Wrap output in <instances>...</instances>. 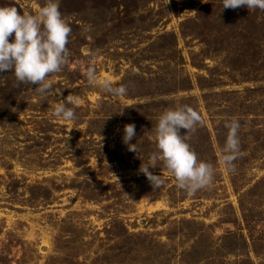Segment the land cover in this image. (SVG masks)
I'll list each match as a JSON object with an SVG mask.
<instances>
[{"label":"rangeland","instance_id":"1","mask_svg":"<svg viewBox=\"0 0 264 264\" xmlns=\"http://www.w3.org/2000/svg\"><path fill=\"white\" fill-rule=\"evenodd\" d=\"M59 11L71 31L47 77L54 94L0 73V264H264V11L221 0H59ZM89 64L126 93L89 85ZM68 95L76 118H55ZM178 105L202 115L187 143L214 169L192 193L161 161L149 169L160 188L138 171L157 117ZM233 117L229 171L218 157ZM129 123L136 152L122 142Z\"/></svg>","mask_w":264,"mask_h":264},{"label":"clouds","instance_id":"2","mask_svg":"<svg viewBox=\"0 0 264 264\" xmlns=\"http://www.w3.org/2000/svg\"><path fill=\"white\" fill-rule=\"evenodd\" d=\"M221 3L223 9L243 6L248 10L264 11V0H221ZM70 31L66 19L59 11V0H45L43 6L31 14L27 11L20 12L12 5L0 6V73L11 71L18 82L36 85L34 89L38 93L54 94L47 77L59 72L67 62L69 53L66 44ZM82 75L89 85L104 89L114 96L126 93L123 84L113 86L107 78L101 79L91 64L82 71ZM78 103V98L68 95L64 102L53 106L52 115L64 121L74 120V109L67 105ZM202 124V115L188 105L165 109L157 117L154 128L156 151L150 155L147 164L141 163L138 169L153 189L160 188L164 183L161 175L149 171L150 168H155L157 161H161L163 167L175 178L177 187L188 193L195 192L211 182L213 166L198 160L187 143V133ZM224 127L227 134L218 163L232 171L233 161L239 151V123L233 117L225 122ZM181 129L186 132L181 134ZM135 136V125H124L122 142L127 145L129 151L136 152L135 144L129 143Z\"/></svg>","mask_w":264,"mask_h":264},{"label":"trees","instance_id":"3","mask_svg":"<svg viewBox=\"0 0 264 264\" xmlns=\"http://www.w3.org/2000/svg\"><path fill=\"white\" fill-rule=\"evenodd\" d=\"M18 89H19L18 86H15V90H13V92L10 93L12 95L8 97V100L11 99V98H13V95L18 92Z\"/></svg>","mask_w":264,"mask_h":264}]
</instances>
